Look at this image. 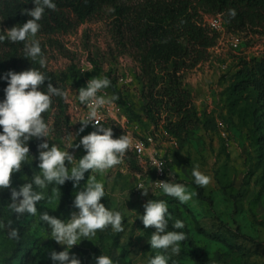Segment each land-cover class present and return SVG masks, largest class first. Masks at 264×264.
I'll return each mask as SVG.
<instances>
[{"label":"rangeland","instance_id":"obj_1","mask_svg":"<svg viewBox=\"0 0 264 264\" xmlns=\"http://www.w3.org/2000/svg\"><path fill=\"white\" fill-rule=\"evenodd\" d=\"M150 1L132 0L128 5L140 10ZM200 16L204 23L220 18L224 31L219 33L207 61L181 73L182 86L191 94L197 122L175 141L160 138L166 141L170 182L185 185L194 194L192 199L182 204L162 190H149L147 196L137 194L140 167L131 149L123 164L104 174L85 173L78 187H73L72 181L62 186L48 185L42 190L45 199L36 205L35 216L12 212L8 207L11 191L0 189V223L5 225L0 228V264H53L49 253L63 251L65 246L51 238V229L41 223L39 214L47 211L62 220L70 219L73 212L79 211L73 206L75 195L91 176L104 184L106 195L101 203L122 213L124 231L115 232L109 226L94 237H81L82 241L69 249L81 264H95L94 258L100 255L109 256L113 264H149L157 254L168 257V264H199V256L205 258V264H264V28L239 29L222 14L200 11ZM119 24L116 7L108 4L68 33H37L47 64L41 68L34 63L48 82L67 92V98L52 97L51 109L42 114L51 127L50 135L28 141L34 159L30 156L21 171L13 173V188L19 190L25 182H32L34 174H40V143L48 139L50 147L56 144L67 150L95 131L86 127L76 135L81 124L71 119L67 103L75 86V66L83 54L93 61L98 76L106 73L114 81L113 92L124 107L126 127L133 138L146 136L154 129L162 130L167 118H174L164 108L161 113L153 109L150 114L147 81L131 41L133 35L122 34ZM14 26L0 17L2 31ZM234 34L242 38L239 49L228 42ZM11 43L5 50L9 57L25 56L23 42ZM122 77L129 82L118 81ZM242 80L248 82V87L237 91ZM7 85L8 82H0V96L5 95ZM41 90L47 92V85ZM68 151L77 161L86 154L82 146ZM196 166L211 177L206 187L195 183L192 170ZM53 188L60 191L50 203ZM151 199L164 200L168 205L170 219L166 231L185 233L179 255L151 248L149 241L155 229L145 228L139 219L145 211L143 205ZM177 219L183 221L184 228L173 227ZM9 221L11 228L18 229V240L8 236Z\"/></svg>","mask_w":264,"mask_h":264},{"label":"clouds","instance_id":"obj_2","mask_svg":"<svg viewBox=\"0 0 264 264\" xmlns=\"http://www.w3.org/2000/svg\"><path fill=\"white\" fill-rule=\"evenodd\" d=\"M34 9H22V14L32 17L20 26L3 30L0 34V42L6 39L13 42H23L25 57L32 62H37L41 68L47 64L40 42L36 39L41 28L39 21L43 19L45 9L57 10L53 0H33ZM229 14L234 18L235 9H230ZM8 81L4 89L5 99L0 102V189L11 191V203L8 207L17 215L25 213L35 216L38 213L36 205L45 199L42 190L50 184L62 186L66 181H72L73 187H78L84 180L85 173L89 171L104 174L110 169L123 164L126 153L133 147V138L130 135H121L114 138L112 128L105 127L101 123L99 109L112 104L118 99L117 96L105 98L98 95L111 85V81L105 77H95L87 82L86 87L78 90V100L81 105L89 109L88 115L81 120V127L76 133L83 132L91 123L95 131L84 135L77 145H69V148L80 146L85 150L81 158H74L68 149L61 150L56 144L51 147L47 140L38 145L40 174H34L32 182H25L19 190L12 187L13 173L20 172L22 165L26 164L31 156L28 141L33 138H47L51 127L43 119V113L49 111L52 106V97L60 96L67 98V92L54 87L49 81L47 92L41 90L47 80L45 74L37 68H29L19 73L9 71L4 77ZM75 137V136H74ZM67 162V163H66ZM156 164V161H153ZM71 167H68V165ZM163 169L162 167H156ZM148 168L145 169V172ZM171 176V174L169 173ZM195 183L206 187L211 182V177L202 173L196 166L192 170ZM158 186L163 193L174 197L180 203H187L193 197V193L187 191L181 183L159 181ZM40 189L41 191H37ZM142 195L147 196L150 186L138 185ZM60 188H53V196L49 197L51 203L56 198ZM106 195L102 182L94 176L88 177L87 183L79 190L73 202L78 212H73L67 221L50 215L47 211L39 214L41 223L51 229V238L59 245L65 246V250L49 253L53 264H81V261L71 254L69 249L78 245L81 237H94L98 231H104L109 226L115 232H123V215L120 211L109 210L103 203L102 198ZM145 211L139 219L145 228H154L149 241L151 248L171 251L174 255L180 253V242L186 239L183 232L166 231L170 219L168 205L164 200H148L143 205ZM134 222V221H133ZM183 221L177 219L173 223L175 229L184 228ZM5 225L0 223V228ZM7 227L11 228V221ZM10 239H19L18 229L11 228L8 233ZM90 241V240H89ZM79 242V243H78ZM95 264H113L112 259L106 255L95 257ZM149 264H168V257L157 254L150 259Z\"/></svg>","mask_w":264,"mask_h":264},{"label":"trees","instance_id":"obj_3","mask_svg":"<svg viewBox=\"0 0 264 264\" xmlns=\"http://www.w3.org/2000/svg\"><path fill=\"white\" fill-rule=\"evenodd\" d=\"M130 1L53 0L57 10L45 9L38 33L47 36L68 33L99 14L103 6L114 5L122 34L133 35L131 41L137 48L147 81V97L152 105L149 112L152 114L154 109L161 113L162 108L169 110L174 118H167L164 128L178 139L197 122L191 94L182 86L181 73L207 61L210 49L219 40V34L203 22L200 11L225 15L239 29H259L264 28V0H152L140 10H133L128 5ZM34 7L33 0H0V17L20 26L32 18L22 14L21 10L30 11ZM230 9L236 11L234 18L229 14ZM0 34L5 33L0 29ZM11 45L7 39L0 42V82H8L4 77L9 71L19 73L32 67L39 69L25 56L9 57L5 50ZM106 76L113 89L114 81L109 74ZM48 83L46 80L42 87ZM247 87L248 82L242 80L236 90L243 91ZM4 99L5 95L0 96V102ZM104 126L112 128L114 138L126 135L119 125ZM199 264H205L203 256H199Z\"/></svg>","mask_w":264,"mask_h":264},{"label":"built area","instance_id":"obj_4","mask_svg":"<svg viewBox=\"0 0 264 264\" xmlns=\"http://www.w3.org/2000/svg\"><path fill=\"white\" fill-rule=\"evenodd\" d=\"M213 32L221 33L224 31L223 24L220 18H213L210 21L205 22ZM228 42L234 49H239L242 45L241 36L234 34L229 36ZM77 70V79L75 81V86L72 89V95L68 97L67 103L69 107V113L71 115V119L79 124H81V120L85 119L88 115L89 109L86 105H81L78 100V90L81 87H86L87 82L95 77H105L104 75L98 76L96 73V67L93 61L86 55L83 54L79 58V62L76 63ZM107 77V76H106ZM120 82L128 83L129 80L125 77L119 78ZM98 95H104L105 98H110L112 96H117L111 86L104 89ZM99 115L101 117V123L103 125L106 124H115L119 125L124 129L126 135H131L130 129L126 127V123H128L127 115L125 113L123 105L120 103L119 98L115 100L112 104L106 105L99 109ZM87 127L94 129L92 124L90 123ZM168 137L172 141H175V137L170 135L165 128L162 127V130H152L146 136H141L140 138H133V147L131 150L133 151L138 165L140 167V171L137 175V184L135 187V192L137 194H141L142 190L137 189L138 185L144 184L146 187L150 186L151 191L162 190L158 183L159 181H167L170 182L169 175V159L165 156L164 146L166 145V141H161L160 138ZM153 161L157 163L154 164ZM156 167H162L163 169H157ZM147 171L145 172V169Z\"/></svg>","mask_w":264,"mask_h":264}]
</instances>
